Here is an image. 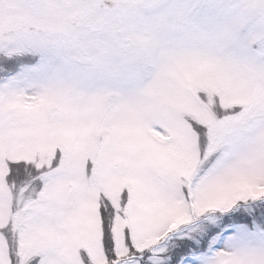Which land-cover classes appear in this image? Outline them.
Wrapping results in <instances>:
<instances>
[{
  "label": "snow or ice",
  "instance_id": "1",
  "mask_svg": "<svg viewBox=\"0 0 264 264\" xmlns=\"http://www.w3.org/2000/svg\"><path fill=\"white\" fill-rule=\"evenodd\" d=\"M0 264H264V0H0Z\"/></svg>",
  "mask_w": 264,
  "mask_h": 264
}]
</instances>
